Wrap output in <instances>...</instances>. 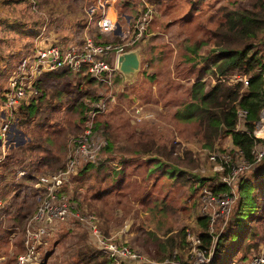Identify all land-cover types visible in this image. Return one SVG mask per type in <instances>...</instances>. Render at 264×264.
I'll return each instance as SVG.
<instances>
[{
  "label": "trees",
  "instance_id": "trees-1",
  "mask_svg": "<svg viewBox=\"0 0 264 264\" xmlns=\"http://www.w3.org/2000/svg\"><path fill=\"white\" fill-rule=\"evenodd\" d=\"M69 7L67 4L66 8L69 9ZM76 17V21L80 22L81 18L75 15ZM30 32H32L31 29L27 30L26 34L29 35ZM96 37L98 36L93 38L95 41H102L97 40ZM210 37L216 53L208 59V66L201 70L202 73L211 70V74L215 76L212 78L214 82L205 88L200 75H197L189 87L190 103L182 111L174 112L171 116L179 122L195 121L199 126L202 145L209 149H214L213 143L217 138L229 137L236 156L240 161L250 165L254 160L253 153L258 145L256 144L258 140L251 135V131L253 123L258 120L260 110L264 106L262 78L264 75V0H254L249 10L222 14L217 28L210 34ZM112 40L117 41L119 38L114 36ZM195 49L197 47H192L190 51ZM18 51L22 52L20 49ZM20 52L16 54L21 57L28 54H20ZM3 63L4 74L1 71L0 74L4 76L5 84L0 83V110L5 111L3 93L7 90L8 81L15 66H10L11 62L8 60ZM9 66L10 68H7ZM63 70L49 72L51 74L48 76H53L55 79L57 77L58 80L63 81L50 87L49 83L45 84V77L37 79L36 92L21 99L12 107L13 117L9 126L12 123L15 124L16 128H20L28 139L23 145L6 148L3 156L0 157V192L3 191V185H9L6 195L2 196V201L0 200L2 203H0V243L11 234H19V238L14 241L16 250L9 264H14L16 255L23 251V227L37 205L34 200L36 192L34 183L37 177L53 173L64 167L69 141L72 137L82 133L88 119V112L92 109L94 111L91 118L90 135L99 137L96 135L101 134L99 138L103 143L99 146L94 161L79 164L74 172L67 176L61 192L68 197L80 214L94 217L95 226L102 236L110 237L109 230L113 223L120 222L115 211L120 201L114 204L116 208H111L107 216L101 210V216L98 217L94 211L82 207L81 199L84 197H79L77 193L81 179L90 173L91 168L97 170L111 163L103 155V152H108L111 147L109 136L105 132L107 125L98 119L105 110L114 106V99L110 101L106 98V93H110L115 98L112 85L102 84L84 67L76 72L70 69ZM197 72L200 74V69ZM115 74L118 78H122L115 72L112 75V81L116 79ZM219 75H244L247 84L242 86L240 81H231L227 78L220 81ZM102 99L105 101V107L103 109L94 107L95 103ZM237 109L246 111V116L242 120V129L239 130H236L235 111ZM60 111L61 121L59 122ZM4 115L1 116L0 111V126L4 122ZM158 132L157 136L149 131L137 132L136 137L127 136L126 147L140 155L147 156L144 157L147 158L146 165L152 166L148 169V175H152L155 168L160 174L153 176L154 179L162 180L166 174L164 179L169 178L171 182L175 177L181 176L190 186L195 185L192 188L193 191L196 188L199 190L203 184H206L204 177H200L196 172L191 173L192 168L189 172L178 170L174 173V166L170 167L161 161L169 157L173 150L165 146V137L163 139L159 137L162 131L158 130ZM99 138L97 139L100 141ZM223 152L226 151H220V153ZM207 155L208 153L206 157ZM227 155L229 158L227 162L216 160V162H222L224 166V171L220 173L223 177H229L231 168L236 167L234 161H231L234 159L233 153L229 152ZM191 159L196 163L200 160L197 156ZM261 162L264 170V151ZM261 162L255 166L252 165L255 171L252 177L254 179L243 177L242 173L236 176L239 181H234L237 191L235 207L233 211L231 207L229 219L221 228L220 226L215 228L213 224L209 228L211 223L209 215L195 213L192 224H187L188 228L183 226L178 227L177 230L175 225L166 220L165 213L168 210L179 213L185 209H171L163 203L158 207V210L164 209V215L159 213L162 220L154 223L153 229L149 226L145 230L146 237L150 236L149 240L152 239L154 242L156 255L149 256L142 249L126 243L123 238L112 237L114 243L126 245L141 256L140 259L125 260L120 257L114 259L101 255L89 238V230L76 217L69 216L51 228H47V234L43 237V244L39 248L38 264H172L171 261L188 264L192 258L189 249L192 239L198 241L195 244V250L200 249L206 256L209 252L212 253L208 264H246L257 253L259 245L264 241V227L261 222L260 227L253 226L252 228L249 223L250 221L258 223L262 218L261 212L260 216L256 215V212H251L255 198L264 200L262 198L264 196V173L257 172ZM126 163L128 160L125 158L121 161L117 160L111 168L115 169L114 165H119L121 168ZM17 171L22 173L14 179L13 176ZM4 178L9 179L4 180ZM253 180L255 182H252ZM169 189L171 187L167 190ZM229 190L231 186L225 182L211 187L213 196L231 195ZM8 192L11 193L10 196H7ZM165 193L160 197V202ZM152 197L157 198V196ZM186 198L189 197L186 196ZM92 199L96 201V197ZM254 208L256 211L257 208ZM161 227H164L163 234L158 235L154 229L158 230ZM254 230H258L257 236ZM56 248L63 251V257L59 258ZM52 258L58 259L52 262Z\"/></svg>",
  "mask_w": 264,
  "mask_h": 264
},
{
  "label": "rangeland",
  "instance_id": "rangeland-1",
  "mask_svg": "<svg viewBox=\"0 0 264 264\" xmlns=\"http://www.w3.org/2000/svg\"><path fill=\"white\" fill-rule=\"evenodd\" d=\"M33 1L38 4V1L41 2L42 0ZM152 1L158 14L147 27L146 33L148 36L145 41L138 43L137 50H135L139 59L138 69L132 75L123 76L116 68V73L122 78H118L115 74L116 79L112 81V91L115 96L114 106L108 108L107 111L105 110L104 114L98 119L107 125L105 132L109 136L111 147L108 152H103V155L111 163L108 166L99 167L97 170L91 168L90 173L81 179L77 190L78 196L84 197L81 199L82 207L94 211L98 217L101 216V210L107 216L111 208L118 207L115 211L117 217L120 218V222L113 223L109 230L110 235L113 237H119L120 235L126 243L142 249L149 256L156 255V251L154 250L153 240H149L150 236L146 237L145 230L149 226H151L150 229H153L154 223L162 220L161 215H164V209L158 210L160 204L165 203L167 207L175 210L178 208L185 209V211L181 210L179 213H173L171 210L165 213L166 220L175 225L177 230L178 227H187V224H192L195 213L208 215L215 211L216 207L205 201L204 197L208 196L206 192L213 196L211 187L222 183L221 179L227 177L220 176V173L224 171V167L214 169L218 164L213 165L211 161H208L207 153H214L215 155L220 151L233 153L234 159H231V161H234L236 167L241 166V170L236 171L234 180L231 181L233 185H230L231 190H229V193L235 195L236 199L237 191L234 181H239L236 176L242 173L243 177L250 180L254 179L252 178L255 173L254 166L262 160L261 156L258 160H255L256 163L253 160L250 165H242V161L236 156V152L232 150L230 138L225 136H221L214 141V149L204 147L199 126L195 121L179 122L171 116L174 112L182 111L185 104L190 103L189 87L197 75H200L205 88L214 82L212 78L215 76L211 74V70L202 73L201 69L208 66V59L216 53L210 34L217 28L220 16L230 11L249 10L254 0ZM75 5L79 6L78 4ZM14 6L17 7V10H13V12L19 16L22 6L16 3ZM58 8L52 5L46 8V12L49 14L48 17L53 18L52 24L57 27L61 25L64 30L73 29L72 24L69 27V23H63L62 14L57 19ZM41 12L45 14L43 11ZM51 12L53 13L51 14ZM29 19H31V15ZM31 20L36 24L34 18ZM117 27H119L118 24H116L113 32L116 31ZM69 30L65 32L69 34ZM6 38L9 39V37ZM11 46L8 45L7 48ZM192 47H197V49L190 51ZM2 50H4V46ZM20 58L19 54L14 55L10 66H16ZM198 69H200V74L197 72ZM57 70L60 69L52 70V72ZM49 72L40 75L41 78L45 77L46 85L49 83L51 87V85L63 81L62 79L58 80L57 77L56 79L53 76L48 77L51 74ZM228 78L232 79L231 77ZM3 115L4 112L1 111V116ZM60 121L61 111L59 113ZM262 124H264V120ZM11 129H13L12 126H9L6 131ZM239 129H242V126H239ZM158 130L162 131L159 137L162 139L165 137L166 139L165 146L168 149L171 147V150H173L169 157L161 161L167 163L170 167L174 166V173H177L178 170L189 172L192 168L191 173L196 172L200 177H204L206 184L200 187V191L198 188L193 191L192 188L195 185L190 186L181 176L175 177L171 182L169 178L164 179L167 176L166 174H164L162 180L154 179L153 176L160 174L157 172L158 169L155 168L154 173L148 175V169H151L152 166L146 165L147 158L144 157L147 156L140 155L131 148L126 147L127 136L136 137V133L141 131H149V133L157 136L159 134ZM10 133L4 135L0 142L1 147L11 148L22 142L23 137L19 131L12 130ZM251 135H253L252 131ZM96 136L101 137L102 135ZM100 141L102 140L100 139ZM259 150L260 148L256 149V151ZM192 156H197L200 160L197 163L196 161L193 162ZM124 158L128 160V163L122 165L121 168L119 165H114L115 169L111 168L114 162L121 161ZM261 164L262 162L257 169L258 173H264ZM19 173L15 174L14 177L19 176ZM170 187L171 189L167 190ZM164 193L165 196L160 202V197ZM150 195L157 196V198ZM186 196L189 198L187 199ZM92 197H96V201ZM262 198L264 199V196ZM117 201H120L118 206L114 205ZM263 201L257 198L254 200L251 212H256L258 216L261 212L262 218L258 223L250 221L251 228L253 226L260 227V222L264 227ZM235 202L230 204L232 211ZM203 204L206 205L204 210ZM254 207L257 208L256 211H254ZM218 226L220 228L224 226L223 220L219 216L213 222V227L217 228ZM154 231L158 235H162L164 227L158 230L154 229ZM257 231L254 230L256 236ZM18 235L11 234L10 236L11 258H13L16 250L14 241L19 238ZM8 238L7 236L5 241ZM89 238L91 239L90 236ZM56 253H58L59 258L63 257L62 250H58ZM204 257L206 259V256ZM200 258L202 257L200 256ZM57 259L52 258L51 261ZM9 263L10 261L7 264Z\"/></svg>",
  "mask_w": 264,
  "mask_h": 264
},
{
  "label": "built area",
  "instance_id": "built-area-1",
  "mask_svg": "<svg viewBox=\"0 0 264 264\" xmlns=\"http://www.w3.org/2000/svg\"><path fill=\"white\" fill-rule=\"evenodd\" d=\"M109 6L107 0H96L95 9L97 12L95 18H91V11L87 13L88 21L92 20L93 26L99 34L112 33L116 28V16L110 13L112 10ZM88 8H92V6L90 5ZM135 10H137V13L132 17L129 27L125 28V30L122 27L120 33L116 34L119 37L117 41H95L88 34H83L78 44L69 45L65 48H61L57 44H50L34 48L31 52L22 56L8 81L7 90L3 93L5 111L3 109L1 111L6 116L4 115V122L0 126V139H3L6 134L9 122L13 117V105L36 92V80L41 78L40 75L44 72H52V70L63 68L76 72L84 67L88 73L95 76L102 84L112 85V75L116 72V56L129 50H135V45L140 41H144L148 36L146 33L147 26L158 14L154 3L146 0H138ZM225 78L231 81H240L242 86L247 84L244 75L218 76L220 81ZM262 78L264 81V75H262ZM106 98H109L110 101L114 99L110 93H106ZM94 107L103 109L105 107L104 99L95 103ZM93 111L92 109L88 112V119L85 122V128L82 133L70 139L64 167L53 173L37 177L34 187L39 192L38 203L35 211L24 224L22 233L23 251L16 255L14 264H38L40 260L39 248L43 244V237L47 234V228H51L54 224L67 219L69 216L76 217L89 230L93 245L101 255L114 259L120 257L125 260L141 258L140 254L131 250L128 246L114 243L112 240L113 236H102L95 226L94 217L80 214L68 197L61 192V187L67 176L74 172L79 164L94 161L96 152L103 143L97 139L98 137L90 135ZM263 112L264 106L260 110L258 121H255L252 127V136L258 140L256 149L260 148L259 151L255 150L253 153L254 163H256L255 160L262 156L264 149V124L260 123L263 119ZM235 114L237 130L239 126H242L246 111L237 109ZM256 128L262 129L263 135L260 134V131L256 133ZM217 159L227 162L229 158L226 152L217 155L208 153L207 160L211 161L213 165L215 163L218 164L214 169H221L224 166L222 162H216ZM242 165L247 164L242 161ZM240 167H232L229 177L226 179L222 178L221 181L229 186L233 185L231 181L234 180L236 171L241 170ZM206 193L208 196L204 197L205 201L212 203L216 207L213 213L208 214L211 222L209 228H211L212 222L217 216L223 220L224 224L230 216V204L236 200V196L233 194L211 196L209 192ZM205 208L206 205L203 206V210ZM191 241L189 249L192 258L188 261V264H208L212 253L209 252L208 256H206L200 249L195 250V244L198 241L196 239ZM204 256H206V259ZM171 263L178 264L176 261H171ZM246 264H264V241L259 245L257 253Z\"/></svg>",
  "mask_w": 264,
  "mask_h": 264
},
{
  "label": "crops",
  "instance_id": "crops-1",
  "mask_svg": "<svg viewBox=\"0 0 264 264\" xmlns=\"http://www.w3.org/2000/svg\"><path fill=\"white\" fill-rule=\"evenodd\" d=\"M146 1L153 3L152 0ZM15 3L22 6L21 14L19 16H17V14L13 12V10H17V7L14 6ZM107 3L110 5L109 8L113 11H110V13L115 14L116 24H118L119 27H117L115 32L109 34H99L93 26L92 20L88 21L87 14L91 11V18H95L97 12V10L95 9L96 0H42L41 2L38 1V4H36L33 0H0V26H2L0 27V71L4 74V69L2 68L1 64L6 60L11 62V59L14 57V55H16V52H20L18 51L19 49L22 51L20 52V54H25L31 52L36 47H43L50 44H57L60 47L65 48L69 45L78 44L83 34H88L92 38L98 36L96 37L97 40L112 41L114 36L120 33L122 27L124 28V30L125 28L129 27L132 17L135 15V13H137V10H135V6L137 5L138 0H107ZM67 4L70 6L69 9L66 8ZM75 4H78L79 6H76ZM50 5L55 6L56 8L59 7L58 17L56 16L57 19H59L60 14H62L63 23H69V27L71 26V24L73 25L74 30L72 28H69L70 30L67 29L69 30V34L65 32L67 30L61 28V25H58L57 27L56 25L52 24L53 18L48 17L49 14L46 12V8H48ZM90 5L92 6V8H88V6ZM41 11H43L45 14H43ZM52 13L53 12H51V14ZM30 15L31 19H35L34 21L36 22V24H34L32 20L29 19ZM75 15L81 18L80 22L76 21L77 17L75 18ZM57 19L56 21H58ZM47 21L48 23H46ZM30 29L32 30V32L27 35L26 32L27 30L30 31ZM6 37H9V39H7ZM138 43L134 47L135 50H137ZM8 45L12 46L10 48H7ZM3 46L4 50H2ZM13 51L14 53H12ZM3 64L5 65V63ZM60 70L64 71L63 69ZM0 83L5 84L4 76H2L1 74ZM186 105L187 104H185V106ZM10 126H12L13 129L7 131L6 134L14 130L16 132L19 131L23 137L22 142L15 145L14 147L23 145L28 138L20 128H16L15 124L12 123L10 124ZM1 140L2 139H0V142ZM5 151L6 148L1 147L0 145V157L3 156ZM17 173H19V171H17L15 174ZM21 173L22 172H20L19 175H21ZM13 178H18V176H13ZM6 179L9 178H4V180ZM8 188V184L3 185V191L0 192L1 201L2 196L6 195V190ZM10 195L11 193L8 192L7 196ZM38 196L39 192L36 190L34 194V200H36V202L38 201ZM10 236H8L9 238L7 239V241L0 243V264H7V262L11 258L10 256L12 254V251H10L9 249V241L11 240ZM56 251H58V248H56Z\"/></svg>",
  "mask_w": 264,
  "mask_h": 264
},
{
  "label": "water",
  "instance_id": "water-1",
  "mask_svg": "<svg viewBox=\"0 0 264 264\" xmlns=\"http://www.w3.org/2000/svg\"><path fill=\"white\" fill-rule=\"evenodd\" d=\"M116 68L123 75L134 74L138 69L139 59L135 50H129L116 56Z\"/></svg>",
  "mask_w": 264,
  "mask_h": 264
},
{
  "label": "bare ground",
  "instance_id": "bare-ground-1",
  "mask_svg": "<svg viewBox=\"0 0 264 264\" xmlns=\"http://www.w3.org/2000/svg\"><path fill=\"white\" fill-rule=\"evenodd\" d=\"M264 120V112H263V119H262V121ZM262 121L260 122V123H262ZM260 123H259V126H260ZM257 131H260V134H262L263 133V130L262 129H258V128H256V133H257ZM264 134V133H263ZM262 134V135H263Z\"/></svg>",
  "mask_w": 264,
  "mask_h": 264
}]
</instances>
